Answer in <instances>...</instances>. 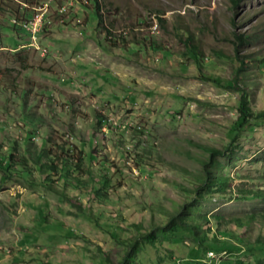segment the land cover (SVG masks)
Returning a JSON list of instances; mask_svg holds the SVG:
<instances>
[{
	"label": "rangeland",
	"instance_id": "374dc122",
	"mask_svg": "<svg viewBox=\"0 0 264 264\" xmlns=\"http://www.w3.org/2000/svg\"><path fill=\"white\" fill-rule=\"evenodd\" d=\"M100 7L98 25L92 0H0V160L12 153L30 166L10 181L0 170V264H102L103 253L118 261L136 224L150 231L167 221L159 208L185 205L254 217L229 227L234 241L217 233L228 224L212 220L203 243L179 231L135 264H264V121H252L228 151L239 95L203 78H233L235 34L245 36L242 78L253 113L264 111V0ZM207 147L227 151L215 172L229 182L199 200L192 190ZM63 149L82 152L83 168L105 176L108 196L51 183L35 167L37 156L59 164Z\"/></svg>",
	"mask_w": 264,
	"mask_h": 264
},
{
	"label": "trees",
	"instance_id": "16d2710c",
	"mask_svg": "<svg viewBox=\"0 0 264 264\" xmlns=\"http://www.w3.org/2000/svg\"><path fill=\"white\" fill-rule=\"evenodd\" d=\"M92 1V12L94 18L98 20V25H100L102 17L100 13V0ZM241 1L243 0H232L235 6H238ZM108 33L110 32L107 31V34ZM235 38L237 40V48L233 57L235 64L233 78L219 81L214 78L203 76L204 79L217 85H222L227 89L234 90L239 95L237 104L238 117L234 126L230 129L231 144H229L226 148L228 151L231 150L233 146L232 143H235L236 138L247 127H249V125H251L252 121H264V111L257 114L253 113V110L250 106L248 89L242 78L246 67L245 59L247 56L240 53V45L248 41V39L240 34H235ZM184 43L196 61L199 62L200 50L192 42V39L187 37ZM136 44L141 49L146 48V45L142 42H136ZM206 149L209 152L210 159L207 161L201 160V163L204 166V176L202 177L201 182L192 190L194 197L199 200L204 199L214 190H224V188L227 186L226 184L229 182V178L221 175L219 176L215 172L217 168L221 167L218 157L227 156V151L213 147H207ZM58 158L59 160L57 161H59V164H57L54 160L43 162L41 160V156H37L35 160L33 159V161L35 163V167H38L42 174L47 173V179L51 183L56 181L53 179L55 177L57 179H63L66 184L70 182L79 193H92L94 198L98 200L108 196L105 176L103 175V180H101L100 177L97 176L92 170H85L83 168L82 162L84 160V156H82V152H80L77 158H74V154L72 153L71 149H63V152ZM27 167L30 166L26 158L17 159L12 153L5 156V159L3 158L0 160V170L3 172L6 181H10L13 170H20L21 168L23 172H29V168ZM74 171L76 174H73ZM49 186L52 187L50 184ZM246 194L260 197L263 193L259 191H248ZM193 207L195 208L193 205H185L175 212H171L165 208H159L160 213L167 218L166 223L157 226L150 231H143L141 226L136 224L135 228L137 234L128 242V248L124 251L121 258L118 261H113L109 256L103 253L101 255L102 264H135V261L138 259V257H140L142 250L145 247L150 246L157 250L160 243L163 241L162 239L168 240L170 237L175 236L179 231L189 233L197 242L203 243V240L207 239L209 233L211 232L212 220L215 221L217 227H220L223 222L228 224V228H224L222 230L217 228V233H223L225 238L233 239L234 231L229 227H231L233 224L237 227H243L252 217H254L253 214L229 215L225 217L221 215L206 216L201 214H193L191 212ZM158 231L161 232L162 238H158L156 235V232ZM213 239L214 241L219 240L216 234L213 236ZM232 241H234V239Z\"/></svg>",
	"mask_w": 264,
	"mask_h": 264
},
{
	"label": "built area",
	"instance_id": "2783aa9c",
	"mask_svg": "<svg viewBox=\"0 0 264 264\" xmlns=\"http://www.w3.org/2000/svg\"><path fill=\"white\" fill-rule=\"evenodd\" d=\"M38 21H41L40 18H37L36 22L34 23V25H37Z\"/></svg>",
	"mask_w": 264,
	"mask_h": 264
}]
</instances>
